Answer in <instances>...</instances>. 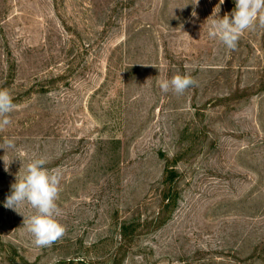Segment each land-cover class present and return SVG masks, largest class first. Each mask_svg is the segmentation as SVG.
Returning a JSON list of instances; mask_svg holds the SVG:
<instances>
[{"label":"rangeland","instance_id":"374dc122","mask_svg":"<svg viewBox=\"0 0 264 264\" xmlns=\"http://www.w3.org/2000/svg\"><path fill=\"white\" fill-rule=\"evenodd\" d=\"M194 3L0 0V264H264V27L230 50L208 30L235 0ZM36 158L66 228L44 248L5 207Z\"/></svg>","mask_w":264,"mask_h":264},{"label":"clouds","instance_id":"9594fccd","mask_svg":"<svg viewBox=\"0 0 264 264\" xmlns=\"http://www.w3.org/2000/svg\"><path fill=\"white\" fill-rule=\"evenodd\" d=\"M224 0H220L223 4ZM195 0L194 4H198ZM197 14L195 10L192 16ZM257 25L264 27V0H235V9L223 18L213 19L208 30L210 38H218L228 49L235 51L238 41L246 30H252ZM154 67V66H153ZM196 80L189 75H175L170 80H163L159 87L165 93L169 90L176 94H183L191 86L196 85ZM16 109L11 94L0 89V131L11 124L10 114ZM14 139H5L3 148H14ZM5 162V161H4ZM10 162H5V171ZM44 158L32 159L26 165L25 174L11 185V194L7 196L5 207L17 209L24 203L35 209V213L28 218L24 217L23 226L34 237L37 247H51L61 239L66 232L57 217L60 210L57 199L60 192L59 172L50 173L44 165ZM18 212V211H17ZM19 213V212H18ZM21 214V213H19Z\"/></svg>","mask_w":264,"mask_h":264},{"label":"trees","instance_id":"16d2710c","mask_svg":"<svg viewBox=\"0 0 264 264\" xmlns=\"http://www.w3.org/2000/svg\"><path fill=\"white\" fill-rule=\"evenodd\" d=\"M173 179H174V177H172V176H169L168 178H167V182H169L170 183V186H171V183H172V181H173ZM162 200H163V202L165 201V200H167V203L168 202H171V197L169 196V195H164V197H162ZM166 203V204H167ZM167 206V205H166ZM166 212V211H165ZM164 212V213H165ZM164 214L163 215H160V216H158L157 218H156V220H158V219H160V221H159V223L158 224H161L162 223V220H164ZM125 229H126V227L124 226L123 228H122V230H123V232L125 231Z\"/></svg>","mask_w":264,"mask_h":264}]
</instances>
